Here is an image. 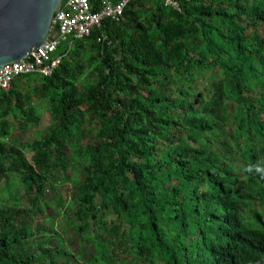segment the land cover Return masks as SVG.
Returning <instances> with one entry per match:
<instances>
[{"label": "trees", "instance_id": "1", "mask_svg": "<svg viewBox=\"0 0 264 264\" xmlns=\"http://www.w3.org/2000/svg\"><path fill=\"white\" fill-rule=\"evenodd\" d=\"M178 2L131 0L90 37L60 40L50 77L21 75L0 91L1 190L19 203L0 205V264H68L61 236L33 241V218L51 206L82 255L111 243L132 264H203L195 251L216 221L201 223L200 211L232 197L209 178L215 133L264 151V0ZM35 101L50 125L17 144V128L39 124Z\"/></svg>", "mask_w": 264, "mask_h": 264}, {"label": "clouds", "instance_id": "2", "mask_svg": "<svg viewBox=\"0 0 264 264\" xmlns=\"http://www.w3.org/2000/svg\"><path fill=\"white\" fill-rule=\"evenodd\" d=\"M216 171L210 174L217 195L231 194L229 201L200 211V222L216 221L211 241L195 251L203 264H264V151L230 134L215 133ZM91 255L73 248L68 264H128L126 249L88 246ZM60 261H65L60 259Z\"/></svg>", "mask_w": 264, "mask_h": 264}, {"label": "built area", "instance_id": "3", "mask_svg": "<svg viewBox=\"0 0 264 264\" xmlns=\"http://www.w3.org/2000/svg\"><path fill=\"white\" fill-rule=\"evenodd\" d=\"M131 0H66L63 7L54 14L52 25H57L58 38L45 41L26 58L5 64L0 67V91H8L11 82L21 75H40L50 77L60 63V57L53 59L51 54L56 50L59 41L68 36L75 39L90 37L95 29L102 26L103 21H118L125 7ZM96 5V10L93 8ZM166 8L179 10L178 0H163ZM106 37L97 38V42L105 41Z\"/></svg>", "mask_w": 264, "mask_h": 264}, {"label": "water", "instance_id": "4", "mask_svg": "<svg viewBox=\"0 0 264 264\" xmlns=\"http://www.w3.org/2000/svg\"><path fill=\"white\" fill-rule=\"evenodd\" d=\"M63 0H0V67L26 58L48 37L58 38L54 14Z\"/></svg>", "mask_w": 264, "mask_h": 264}, {"label": "rangeland", "instance_id": "5", "mask_svg": "<svg viewBox=\"0 0 264 264\" xmlns=\"http://www.w3.org/2000/svg\"><path fill=\"white\" fill-rule=\"evenodd\" d=\"M78 82H80V81H78ZM34 105H35L34 112L40 119L39 124L35 127L28 125L27 126L28 129L23 130V132L17 128L16 133L19 134L15 137V141L17 144L27 142L32 138L33 139L38 138L40 135L44 134L47 127L50 125L51 116H50L49 111L47 109V103L44 101H35ZM11 120H12V118H8V121H11ZM19 122H20V120L17 119L16 123H19ZM31 129H33L32 134H31ZM6 142L10 143L9 140H7ZM25 156L27 157L28 160H30L31 153L29 151L25 150ZM72 172L73 171L71 169L68 170L67 175L69 174V175L73 176L74 174H72ZM58 176L61 177V174H59ZM12 181L17 182L15 177H12ZM58 185H59V189L61 190L59 192V195L63 199H69V197H67V194H68L67 192H69L70 186H71L69 181L64 182V183L60 182V183H58ZM1 187H2V185L0 184V205H2L5 202V200H6V202L9 200V202L11 204L16 203L18 206L19 203L15 202V199L13 197L6 196L4 198V196L2 194ZM14 187H16L15 183H14ZM22 194H23V191L19 190L17 198H20V196ZM50 197H51V194H50ZM51 208L53 210L49 209V210H45L43 212L44 216L40 217V220L37 221V219L33 218L34 222H36L35 224H38L40 226V229H41V233L36 234L33 238L35 245H43L44 242L50 243V245H56L57 242L53 239L54 235L56 234V235L64 238V245L67 246L66 247L67 250L72 251V249L70 248L71 245H73L72 246L73 248L78 247V249L80 250V247L78 246L79 241H74L72 238L63 235L64 234L63 233L64 218L66 217V215L64 213H62L61 211H59L60 207H58V206H51ZM48 214H50L51 217H49ZM69 233L72 235L71 229H69ZM76 233L77 232L74 230L73 234L75 235ZM41 237H44L43 239H45L43 242H41V239L38 240ZM86 248H88V246Z\"/></svg>", "mask_w": 264, "mask_h": 264}]
</instances>
